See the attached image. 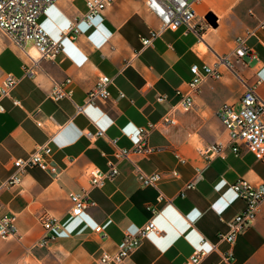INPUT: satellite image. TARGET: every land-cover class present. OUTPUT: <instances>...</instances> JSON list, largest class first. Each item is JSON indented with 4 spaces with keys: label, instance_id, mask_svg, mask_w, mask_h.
Returning a JSON list of instances; mask_svg holds the SVG:
<instances>
[{
    "label": "crops",
    "instance_id": "1",
    "mask_svg": "<svg viewBox=\"0 0 264 264\" xmlns=\"http://www.w3.org/2000/svg\"><path fill=\"white\" fill-rule=\"evenodd\" d=\"M143 2L132 8L130 0H116L91 24L79 21L78 33L62 41V51L53 62L39 60L31 44L22 50L0 34V79L5 74L19 78L10 97L1 100L0 185L12 172V161L26 157L39 145L48 144L52 161L60 169L53 177L30 168L19 185L0 188V215L14 216L23 235L20 241L0 238V264H92L102 252H115L125 233H136L150 219L159 233H150L123 264H183L199 248L210 251L200 264H264V203L234 245L220 242L215 250L209 245L228 231L243 208L231 185L240 178L264 182V165L244 147L233 153L216 117L223 102L238 106L247 86L264 99V31L248 41L256 61L240 64L231 59L230 68L220 65L222 78L207 79L193 108L184 112L176 108L174 92L191 80L190 66L214 64L215 52L228 54L233 48L236 28L222 10L228 0H202L196 5L199 19H216L218 25L212 31L205 28L201 35H184L183 28L164 32L147 48H141L140 37L147 36L156 21ZM252 9L255 19L248 22L264 18V7L256 4ZM84 12V0L81 10L74 0H58L40 16L39 24L57 38L60 30ZM232 13L237 18L236 11ZM248 22L241 21L240 27L246 28ZM200 44L205 51L199 49ZM32 60L37 61L35 76L24 77L23 68L32 65ZM101 75L112 78L108 100L76 113L75 106L84 103ZM65 79L70 80L65 87L72 91L70 98L49 99L53 82ZM160 96L165 99L158 101ZM166 114L176 124L149 133L147 144L154 152L129 154L116 163L118 174L113 179L100 188L91 187L85 170L89 166L107 169L113 152L111 140L117 139L118 147L130 148L134 138L129 136L137 127L156 123ZM98 129L103 131L101 137L85 136L86 131ZM210 143H222L223 152L206 160L199 149ZM135 166L146 173H178L158 184L169 201L157 205L154 215L146 206L155 203L157 191L140 185ZM197 174L195 188L179 196ZM83 190L95 205L72 216L67 195ZM42 216L57 219L60 229L45 231ZM96 226L105 237L94 231ZM202 237L209 243L200 245Z\"/></svg>",
    "mask_w": 264,
    "mask_h": 264
},
{
    "label": "built area",
    "instance_id": "2",
    "mask_svg": "<svg viewBox=\"0 0 264 264\" xmlns=\"http://www.w3.org/2000/svg\"><path fill=\"white\" fill-rule=\"evenodd\" d=\"M58 0H0V34L7 37L14 45L20 49L28 44L36 50L39 60L53 62L62 51V41L65 38H74L78 33L77 24L79 21L91 24L93 19L110 7L116 0H84V14L75 19L68 28L59 31L57 38H52L39 24V18L45 14L51 6ZM202 0H144L143 5L146 12L156 21V26L149 30L147 36L140 37L141 48L150 47L153 41L164 32H177L183 28L182 33L187 35L195 33L201 35L205 24L210 26L209 21L199 19L196 13V5ZM264 31V18L260 19L252 28H246L241 33L235 35L233 48L228 54L214 53L216 62L214 64L202 65L193 64L189 70L192 75L191 80L184 89H176L174 94L177 98L176 108L184 112L189 111L194 106V99L200 93L202 84L207 80L218 81L222 78L220 65L231 67V59L240 64L253 63L256 61V52L248 41L255 37L257 32ZM247 59L246 62L243 59ZM128 61L124 62L126 66ZM37 61L32 60V65L23 68L24 77L33 78L35 76V66ZM244 83V80H241ZM260 81V79H259ZM257 81V83H259ZM19 82V78L12 74H5L0 79V113L4 111L1 100L10 97ZM112 78L107 75L98 76L94 86L87 92L85 101L81 105H76V113H82L88 105L102 103L109 98V85ZM70 83L69 79L63 82H53L48 97L53 101L70 98L72 91L65 87ZM123 96L122 93L119 94ZM165 96H160L157 100L163 101ZM14 105H18L17 100H13ZM216 117L224 127L228 144L231 145L233 153H237L239 147L246 148L256 160L264 165V99L261 98L254 87L247 86L239 99L238 106L230 102H223L216 110ZM176 121L168 114L163 116L158 122L150 123L147 126L136 128L135 134L130 135L134 141L130 148L118 147L117 139L111 140L113 145L112 159L107 161V169L101 171L95 166L86 168L85 173L89 177L92 188H100L106 181L113 179L118 174L116 163L119 160L128 158L129 154L136 153L149 155L155 151L148 146L147 139L149 133L161 126L174 125ZM103 135L102 130L94 132L86 131L85 136L89 139L98 138ZM223 152L222 143H210L203 145L199 153L206 159L221 155ZM180 163L184 160L175 154ZM13 170L5 179L0 188H10L19 185L23 175L30 168L39 170L57 177L60 169L52 161V150L48 144L36 146L34 150L24 158H15L12 161ZM136 176L141 186L151 187L157 191L155 203L146 206V210L154 215L157 212L156 206L165 204L168 198L158 190V184L164 178L177 177L176 170L169 172L146 173L135 166ZM199 180L198 174L194 179L185 183L179 196H184L186 190L195 188V183ZM232 191L243 203L242 210L237 213L229 224L228 231L217 236L216 243H209L202 237L200 245L209 243L211 250H215L220 242H225L229 246L234 245L236 238L244 232L256 219L260 206L264 203V182L252 183L244 178L238 179L231 185ZM71 204L69 213L72 216H79L86 212L95 203L90 199L86 190L81 192H71L67 195ZM1 210V205H0ZM41 222L45 231L60 229V223L55 218L42 216ZM95 232L103 237L106 234L100 226L94 228ZM159 233L152 219L148 220L138 228L136 233L123 235L122 241L115 252H102L92 264H123L124 261L141 245L142 241L150 233ZM23 235L18 231L14 216L0 215V238H13L17 241ZM39 244H43L41 241ZM210 251L199 248L186 258L183 264H200ZM230 254H227L229 256ZM227 260V258H224Z\"/></svg>",
    "mask_w": 264,
    "mask_h": 264
},
{
    "label": "rangeland",
    "instance_id": "3",
    "mask_svg": "<svg viewBox=\"0 0 264 264\" xmlns=\"http://www.w3.org/2000/svg\"><path fill=\"white\" fill-rule=\"evenodd\" d=\"M130 2L132 4V8H138L140 6L141 0H130ZM256 4L258 5V7L263 8L264 0H228L227 7L222 8L224 14L223 17L226 16L228 19H231L232 23L234 22V27L236 28V30L234 31L233 35H237L242 31H244L246 28H252L256 25L258 20H255V23L248 22L250 18H254L252 15V12H254V10L252 8ZM74 6L79 10H81L83 8V0H74ZM234 11H236L237 13V18L235 17L232 18V16H234L232 12ZM43 18L46 19L47 17H43ZM52 19L50 18L51 22ZM208 20L210 26L208 24H205L203 31L205 30V28H209L210 31H212V27L215 28L218 25L215 18L211 17ZM241 21H247L249 25L246 28L240 27ZM243 61L246 62L247 59L244 58Z\"/></svg>",
    "mask_w": 264,
    "mask_h": 264
},
{
    "label": "bare ground",
    "instance_id": "4",
    "mask_svg": "<svg viewBox=\"0 0 264 264\" xmlns=\"http://www.w3.org/2000/svg\"><path fill=\"white\" fill-rule=\"evenodd\" d=\"M199 49H201L202 51H205L203 44H200V45H199ZM33 52H34V51H33Z\"/></svg>",
    "mask_w": 264,
    "mask_h": 264
}]
</instances>
